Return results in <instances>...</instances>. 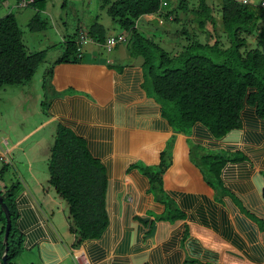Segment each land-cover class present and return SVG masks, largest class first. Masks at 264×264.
<instances>
[{
  "label": "crops",
  "instance_id": "obj_1",
  "mask_svg": "<svg viewBox=\"0 0 264 264\" xmlns=\"http://www.w3.org/2000/svg\"><path fill=\"white\" fill-rule=\"evenodd\" d=\"M147 16L145 21L150 22ZM79 25L78 35L84 27ZM93 43L95 48L105 47ZM86 46L77 62L58 64L49 76L53 98L46 112L42 108L47 116L44 124L33 128L24 115L20 133L0 129V167L18 150L28 159L21 164L39 185L35 193L23 187V180L12 181L21 184L16 195L17 225L24 237V250L15 264H77L75 257L81 253L90 264H264V147L253 152L243 138L238 143L218 141L201 136L197 129L189 135L176 133L143 86L141 63L112 65L100 61L90 44L82 51ZM245 116L252 118L249 112ZM57 124L86 141L93 157L105 166L109 180L108 227L99 239L78 246L65 203L49 190L47 173L39 174L32 167L35 148L46 155L50 149L31 138L48 125L54 129L53 139ZM259 146L255 143L252 148ZM231 147L243 149L252 163L225 166L222 180L228 192L221 195L205 181L197 156ZM141 164L168 166L158 193L141 173L137 166ZM157 195L171 199L181 218L166 219L167 206Z\"/></svg>",
  "mask_w": 264,
  "mask_h": 264
},
{
  "label": "trees",
  "instance_id": "obj_2",
  "mask_svg": "<svg viewBox=\"0 0 264 264\" xmlns=\"http://www.w3.org/2000/svg\"><path fill=\"white\" fill-rule=\"evenodd\" d=\"M100 1L107 7V14L118 25L120 33H127L131 54L142 58L143 86L151 90L150 93L161 106L162 117L176 133L189 135L197 129L201 136L210 135L218 141L228 139L230 143H238L243 138L247 144L251 141L260 144L257 151L264 147V0L261 4L217 0V5L212 0H191L192 5L189 0H178L177 7L167 13H163V10L168 3L163 0ZM28 7L36 8L39 12L46 11L47 1L35 0ZM189 7L195 19L200 20V28L204 30L210 24L209 33L213 32L214 35L210 34L203 42H192L176 55L163 50L138 28L139 22H146L147 15L175 21L179 18L174 13L188 12ZM217 13L220 14V21ZM98 20L95 19L88 27L87 34L97 44L104 45L108 36ZM48 22L38 14L28 26L31 31L40 32L46 29ZM22 33L14 13L0 17V92L6 87L29 83L47 57L45 50H29ZM64 44L62 55L48 70L47 77L53 73L56 65L79 60L78 42L66 40ZM46 107L48 104L43 102L45 112ZM246 112L251 115L250 120L246 118ZM53 139L48 161L49 184L68 205L70 232L78 238L75 246L99 239L109 223L106 168L93 157L86 141L70 128L57 124ZM201 158L203 166L199 165L205 181L221 195L228 192L222 180L225 166L229 163H252L251 157L243 149L233 147L214 154L204 153ZM137 166L149 179L152 191L158 193L168 166ZM3 180L2 171L0 183ZM20 186L17 182L4 187V191L0 190L12 221L7 258L9 264H15L14 260L24 250V237L17 225L19 212L16 195ZM261 189L264 198V186ZM157 199L167 206L166 219L181 218L182 214L174 211L171 199ZM6 224V214L0 205V264H3Z\"/></svg>",
  "mask_w": 264,
  "mask_h": 264
},
{
  "label": "rangeland",
  "instance_id": "obj_3",
  "mask_svg": "<svg viewBox=\"0 0 264 264\" xmlns=\"http://www.w3.org/2000/svg\"><path fill=\"white\" fill-rule=\"evenodd\" d=\"M47 8L46 11L39 12L36 8H18L17 0H0V17L8 15L10 12L14 13L19 25L23 31V40L31 51H46V59L40 65L33 79L25 84L18 87H6L0 92V129L9 130L13 129L14 133H20V123L24 115H28V124L35 128L37 125L40 127L46 122L47 116L42 112L43 102L47 103L53 98L52 87L50 86V78L48 76V70L53 67L54 62L62 55L66 40H76L79 41L81 33L77 32V27L79 24L83 25V33L88 32V27L95 22V19H99L98 22L101 23L105 29L106 34L109 35L110 32H115V34L120 33V29L117 24L108 16L107 7L103 6L100 0H46ZM115 1V0H113ZM164 3H168V7L164 8L163 13H167L175 9L178 5V0H163ZM191 5L193 4L191 0ZM214 5H217V0H212ZM252 4H261L262 0H249ZM211 4V2H210ZM189 5V4H188ZM191 8H188V12L177 11L174 14L178 16L179 19L175 21H166L165 19L154 18L153 16H147L146 19L154 20L149 23L139 22L138 28L140 32H143L145 36L152 38L156 43H158L163 50L170 53L171 55H176L184 50L186 46L194 41L203 42L204 38L209 37L210 34L214 35L213 32L209 33L211 25H206L204 30L199 26V19H195V16L191 12ZM40 15L41 19H48V26L46 29L40 32H33L29 29L28 24L31 19L36 15ZM217 19L220 21V14H216ZM174 18V15L172 16ZM165 20V21H164ZM80 26V25H79ZM220 31V27L218 26ZM87 29V30H86ZM223 35V34H220ZM253 40V39H252ZM254 41V40H253ZM95 42L93 39L90 40V48L96 49L99 54L98 57L100 61L111 62L112 65H132L134 63H143V60L139 56H133L129 50L128 42L119 43L111 51H107L104 47H96L93 45ZM96 43V42H95ZM105 45V44H104ZM85 46V45H84ZM252 47L254 46L251 45ZM84 51L80 53L83 57ZM46 77V83L43 79ZM151 91V90H150ZM152 94V93H151ZM38 101V103H37ZM48 104V103H47ZM38 106V107H37ZM41 107V108H40ZM47 109V107H46ZM249 110V109H248ZM251 111V110H249ZM51 127L43 126L38 130V133L34 135L31 139L40 140L41 146L45 149H50V144L52 142V134L54 129L50 130ZM55 135V134H54ZM12 135V140L15 141ZM250 150L256 152V148H252L254 142H248ZM253 143L251 146L250 144ZM264 143V141H263ZM261 143V144H263ZM32 144H34L32 142ZM260 147V146H259ZM33 148V147H29ZM40 149V148H39ZM42 151V150H41ZM36 151L33 157L32 167L37 172L48 173V161L50 153L47 155L44 152ZM210 152V151H209ZM219 152V151H218ZM208 153V151L206 152ZM211 154L217 152H210ZM209 153V154H210ZM228 154V153H226ZM49 155V156H48ZM197 156V154L195 155ZM200 157L197 156L198 164L203 166ZM11 160L5 162L1 165L0 172L3 171L4 180L0 183V190L4 191L6 186H11L12 181L15 179H21L24 188L30 187L35 193L39 188V185L29 176V170L21 163H27L25 156L16 150L11 156ZM7 163V164H6ZM23 173V174H22ZM264 174V171H262ZM11 177V178H9ZM23 177V178H22ZM27 181V184L25 183ZM45 186L46 183H45ZM49 190L55 191L54 188L48 184ZM67 209L65 211L66 217H69L68 205L64 200ZM57 215H61L60 213ZM62 220L67 221L65 217L60 216ZM59 219V218H58ZM63 233V232H62ZM67 264V263H66Z\"/></svg>",
  "mask_w": 264,
  "mask_h": 264
},
{
  "label": "built area",
  "instance_id": "obj_4",
  "mask_svg": "<svg viewBox=\"0 0 264 264\" xmlns=\"http://www.w3.org/2000/svg\"><path fill=\"white\" fill-rule=\"evenodd\" d=\"M35 2V0H18V4L17 6L19 8H26L29 5L33 4ZM242 2L244 4H248L249 0H242ZM81 33V37L78 41V53L80 54L82 51V47L84 45H87L90 43L91 38L88 36V34L79 32ZM127 41V36L125 34H120L118 36H113V37H109L106 40L105 43V48L107 51L111 52L119 43H123ZM75 260L77 261V264H90L88 258L86 257V255L84 253H81L80 255H78L77 257H75Z\"/></svg>",
  "mask_w": 264,
  "mask_h": 264
},
{
  "label": "water",
  "instance_id": "obj_5",
  "mask_svg": "<svg viewBox=\"0 0 264 264\" xmlns=\"http://www.w3.org/2000/svg\"><path fill=\"white\" fill-rule=\"evenodd\" d=\"M0 205L4 211V213L6 214V218H7V224H6V229H5V235H4V245H5V250L2 256V263L3 264H9L8 263V253H9V236H10V232H11V228H12V221H11V215H10V211L6 205V203L3 200V197L0 194ZM155 226L153 227V232H154ZM152 232V233H153Z\"/></svg>",
  "mask_w": 264,
  "mask_h": 264
}]
</instances>
